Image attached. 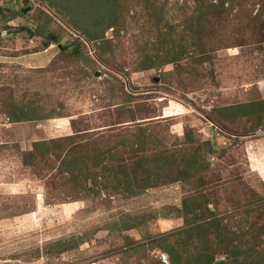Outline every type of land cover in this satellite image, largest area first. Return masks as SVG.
I'll use <instances>...</instances> for the list:
<instances>
[{
    "label": "rangeland",
    "instance_id": "obj_1",
    "mask_svg": "<svg viewBox=\"0 0 264 264\" xmlns=\"http://www.w3.org/2000/svg\"><path fill=\"white\" fill-rule=\"evenodd\" d=\"M260 99L264 0H0V264H264Z\"/></svg>",
    "mask_w": 264,
    "mask_h": 264
},
{
    "label": "trees",
    "instance_id": "obj_2",
    "mask_svg": "<svg viewBox=\"0 0 264 264\" xmlns=\"http://www.w3.org/2000/svg\"><path fill=\"white\" fill-rule=\"evenodd\" d=\"M110 10H111V13H113V10H114V9H110ZM15 12H16V13H20V10L15 11ZM93 13L97 15V13H96L95 10H94ZM98 19H99V16H97L96 20H98ZM83 31H84V30H83ZM84 32H85V31H84ZM85 33H86V32H85ZM48 38H49V36H48ZM56 41H57L56 37L53 36L52 38H50V40H47V41L45 40V45L48 46L50 43H53V42H56ZM168 56H169V55H168ZM178 57H179V53L171 54V56H170L169 58H166V59L162 60L161 63L175 61ZM157 65H159V64H155V62H144V63L141 65V68H142V69L154 68V67H156ZM245 106H247V107H248V106H249V107L252 106V108H255L256 111H258L260 114H263V115H264V99L255 100V101H253V102L247 103V105H245ZM239 107H242V105H239ZM27 146H28V148H30V144H28ZM145 185H146V187H148V186H152L150 182H147ZM201 224H202V225H197V224H196V226H195L193 229H190L189 231H190V232H194L193 235L195 236V238L198 237L197 240L199 239L200 242L203 243V247H208L207 245H205L204 242H207L206 233H207L208 230H209L210 223H208V222H203V223H201ZM198 233L200 234L199 236H197ZM207 250H208V249H204V250H202V254H201V255L199 254L198 259L203 260V263H204V264H221L220 262H219V263L214 262V261H213L214 259L210 257L209 252L207 253ZM168 252H169L171 255L173 254L171 250H169ZM231 253H232V254H231L232 256L237 257L238 254H239V251L237 252L236 250H233ZM196 254H197V253H196ZM195 257H196V256H195ZM196 258H197V257H196ZM235 259H236V258H235ZM173 261H174V260H173ZM175 262H177V260H175Z\"/></svg>",
    "mask_w": 264,
    "mask_h": 264
},
{
    "label": "crops",
    "instance_id": "obj_3",
    "mask_svg": "<svg viewBox=\"0 0 264 264\" xmlns=\"http://www.w3.org/2000/svg\"><path fill=\"white\" fill-rule=\"evenodd\" d=\"M163 111V110H162ZM162 111H161V113H162ZM166 117H168V116H166ZM66 131V130H65ZM22 147H24V146H22ZM253 166H256L257 164H252ZM14 184L15 183H13V182H10V190H11V188L12 187H14ZM3 185H4V183H3ZM38 198L34 195L33 196V202H34V206H36V202H39L38 200H37Z\"/></svg>",
    "mask_w": 264,
    "mask_h": 264
},
{
    "label": "water",
    "instance_id": "obj_4",
    "mask_svg": "<svg viewBox=\"0 0 264 264\" xmlns=\"http://www.w3.org/2000/svg\"><path fill=\"white\" fill-rule=\"evenodd\" d=\"M23 11H24V9H23Z\"/></svg>",
    "mask_w": 264,
    "mask_h": 264
}]
</instances>
